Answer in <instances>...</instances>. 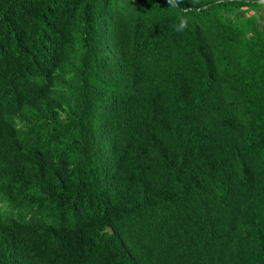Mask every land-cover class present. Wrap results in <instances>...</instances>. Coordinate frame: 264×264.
<instances>
[{"label":"trees","instance_id":"16d2710c","mask_svg":"<svg viewBox=\"0 0 264 264\" xmlns=\"http://www.w3.org/2000/svg\"><path fill=\"white\" fill-rule=\"evenodd\" d=\"M260 1L0 0V264H264Z\"/></svg>","mask_w":264,"mask_h":264},{"label":"clouds","instance_id":"9594fccd","mask_svg":"<svg viewBox=\"0 0 264 264\" xmlns=\"http://www.w3.org/2000/svg\"><path fill=\"white\" fill-rule=\"evenodd\" d=\"M184 27H185V23H184L183 20H181V22H180V24H179L177 30L179 31V30L183 29Z\"/></svg>","mask_w":264,"mask_h":264},{"label":"water","instance_id":"95a60500","mask_svg":"<svg viewBox=\"0 0 264 264\" xmlns=\"http://www.w3.org/2000/svg\"><path fill=\"white\" fill-rule=\"evenodd\" d=\"M262 4H264V0L260 1Z\"/></svg>","mask_w":264,"mask_h":264},{"label":"bare ground","instance_id":"6f19581e","mask_svg":"<svg viewBox=\"0 0 264 264\" xmlns=\"http://www.w3.org/2000/svg\"><path fill=\"white\" fill-rule=\"evenodd\" d=\"M22 115V114H21Z\"/></svg>","mask_w":264,"mask_h":264}]
</instances>
